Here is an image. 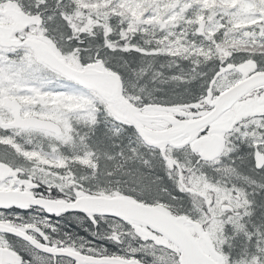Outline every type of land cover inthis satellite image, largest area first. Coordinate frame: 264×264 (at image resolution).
I'll return each instance as SVG.
<instances>
[{
	"label": "rangeland",
	"instance_id": "1",
	"mask_svg": "<svg viewBox=\"0 0 264 264\" xmlns=\"http://www.w3.org/2000/svg\"><path fill=\"white\" fill-rule=\"evenodd\" d=\"M258 1L259 6L252 0H124L131 7L139 4L142 13L139 20H153L156 24L152 23L150 26L143 27V31L135 33L141 36L143 43L134 42L133 33H131V39L122 45L115 40L121 35L118 27L111 25L109 30L112 35L110 37L91 39V36H87L85 48L84 42L76 43L77 48H73L74 32L70 26L73 25L74 20L70 14L74 5L70 0H0V24L11 27L17 20L28 16L31 19V26L20 35L22 38L41 39L45 45L53 41L58 50H63L69 56L71 61L69 63L80 69L89 62L93 63L98 60L97 64L100 66V64L104 65L103 62L110 61L111 65L116 67V71H122V77L130 91L144 95L149 99V103H163V105L169 103L165 99L167 94L159 95L163 92L160 90L162 89L160 88L161 83L154 86L161 80L163 74L165 80L162 86L166 88L169 84L194 80L195 73L206 72V67L210 70L215 68L214 65L219 58L215 56L211 44L205 41L207 39L204 30L220 38L228 36L238 48L235 51V57L224 63L223 70H221L223 72L211 83L207 102L214 104L220 93L234 87L248 74V68L244 72L241 71L242 66L249 63L245 61L253 59L260 66H264V41L260 38L262 32L259 31L258 26L264 27V0ZM36 6L40 8V12L35 11ZM109 24L103 21L99 23L91 21L90 26L91 28L97 26V36L102 26ZM236 27H239L237 28L240 30L239 34L230 35L228 28ZM162 42L186 53L189 56L186 59L190 61L189 65H183L179 59L180 53L177 56L173 51H168L170 54L168 59L158 60ZM132 51L138 54V60H143L145 57H156L157 59L147 60L140 68L120 61L125 54ZM150 52L157 53V56L148 55L147 53ZM206 62H208L207 65ZM41 67L39 60L31 50L0 47V131H3V123L13 121L12 112L2 105L3 99L6 96L17 99L24 106V116H38L56 121L63 126L64 136L59 142L52 132L12 130L10 133L12 139H18L25 146L53 144L52 147H55L57 143L61 145L57 151L60 156H63L69 147L72 149L83 147L88 138V134L83 131L93 128L97 123L103 99L97 93L69 82V80L54 81L44 77L41 74L43 71ZM132 77L133 86L130 82ZM138 95L134 94V99H137ZM136 107L144 116L142 121L147 126L154 129L173 127V124L168 121L153 117L157 116L155 111L159 108L146 109L152 112L145 114L138 103ZM210 111L207 110L198 117ZM164 115L177 118L172 114ZM238 119L240 124L234 125L233 123ZM221 129L223 131H219ZM206 130L202 129L192 136L179 139L174 145L163 146L160 151L150 153V157L144 159L145 164L151 166L152 169L156 168L155 162L158 161V167L162 164L164 168L156 169V171L161 173L160 177H162L164 170L168 176H166L167 179L173 180L172 185L175 186V190L181 192L183 197H172L171 191L165 192L166 195L162 197L142 195L137 185H129L130 182H128L129 179L137 177L135 172H131L133 175L129 177V173L120 175L111 167L101 168V173L106 176V179L103 185L95 184L96 190L100 191V196L108 197L106 195L114 187H126L128 184L130 190L125 189L143 197L145 203L161 207L173 217L178 218L197 238L205 252L210 256H216L219 263L264 264V168L258 170L255 162L257 150L264 154V90H258L253 95L239 101L227 113L210 124ZM215 133H219L222 138V150L216 159L205 160L198 151L191 150L192 141ZM8 140L0 141V160H3L0 161V190L25 191L41 197L35 194V191L25 189V187L35 188L38 184L46 183L49 188L57 186L59 191L72 194L68 185L73 184V177L66 179L60 166L33 165L18 148L8 144ZM94 150L93 147L88 152L93 153ZM108 159L111 160L109 157ZM138 159H130L131 162L126 160V164L134 163ZM80 174L81 172L78 176L89 183V180L82 178ZM156 175L159 174L154 171L153 177ZM81 179L78 180L79 183H83ZM185 199L189 203L190 212L195 215L194 220L182 215L187 208V204L184 203ZM224 206L228 208L224 210ZM10 212L0 210V215L5 217ZM10 214L21 216L13 212ZM28 217L30 220L27 225H24L27 228L20 229L27 231L29 235L46 246L71 249L67 246H53L43 242L45 236L51 235L43 231L47 227L42 226L41 230H37L36 214L28 212ZM45 224L42 223V225ZM112 227L113 235L111 236L122 239L128 235L129 239L125 242L128 245L137 241L138 245L131 253L145 252L152 264H181L180 251L161 237H155L150 232L140 236L135 228L134 231H130L125 226L112 225ZM50 228L52 231L56 230L55 226ZM3 248L12 249V245L10 238L0 233V258ZM25 248V253L31 255V258L23 256L24 259H22V254L17 252L21 257L19 264L21 262L22 264H69L70 262L66 260L69 259L66 257L46 253L39 255L31 245ZM80 248L85 250V252L81 251L84 254H88L89 251H98L88 254L95 257L138 259L147 264L137 257L128 258L105 254L94 246L82 245ZM71 262L75 261L71 260Z\"/></svg>",
	"mask_w": 264,
	"mask_h": 264
},
{
	"label": "trees",
	"instance_id": "2",
	"mask_svg": "<svg viewBox=\"0 0 264 264\" xmlns=\"http://www.w3.org/2000/svg\"><path fill=\"white\" fill-rule=\"evenodd\" d=\"M70 1L74 5V9H72L70 14L72 19L74 20L73 25L70 26L71 30L74 32L73 48H77L75 45L76 43H82V42L85 43L84 46L85 48L88 40L87 36H91V39H93L94 37H100L102 39L110 37L112 35V32L109 30L111 25H116L118 27V30L120 31L121 35L115 39L117 40L119 45H122L125 41H129L131 39V33H133L132 40H135L134 42L143 43L141 36L135 33H137L138 31H143V27L150 26L152 25V23H155L153 20H139L142 14L141 10L139 9V4H136L135 6L133 5V7H131V5L126 4L124 0H70ZM252 1L259 6L260 2L258 0H252ZM35 11L40 12V8L36 6ZM91 21L95 23H99L100 21H103L104 23L107 24L110 23V24L102 26L99 35L96 36L97 26L91 28L90 26ZM258 26L260 29L259 31L262 32V36H260V38H262V41H264V27L262 28V25H258ZM237 28L239 27L228 28L229 29V30L227 29L228 33L230 31V35L237 36L240 31L237 30ZM204 35L207 39L205 41L211 44V49L215 51V56L219 58L217 59V63L214 65L215 68H212L210 70L209 68L206 67L205 71L208 72L209 74L206 75L203 74L206 72L199 71L195 73L194 80L185 83L180 82L178 84H169L166 88L162 86L163 85L162 82L163 80H165V75L163 74V76H161V80L156 82L154 86H158V83H161L160 88L162 89L160 90L163 92L159 93V95L163 96L164 94H167V98H165L167 101H169L167 105H163V103H149V99L144 95H138L134 93L132 90L130 91L129 88L126 86V81L122 77L123 75L122 71L120 70L116 71V67H113L110 61H107V63L104 62L103 63L109 70H113L120 75L123 81V93L125 97L129 99L131 103L134 104L135 106L136 103H138L139 107L143 109V112L145 114H150L152 112V111H147L146 109L157 107L159 108L155 111L157 115L172 114L182 120H187L190 119L191 117L195 118L203 114L205 111L211 109V105L207 102L208 99L207 93L210 89L211 83L214 81V79L217 76H219L223 72V71L221 72V70H223L222 67L224 66V63L227 62L229 59H233L235 57L236 55L235 51L238 48L232 42V40H229L228 36H224L223 38H220L218 35L210 33L207 30H204ZM123 36L126 37L124 38ZM47 43H49V45L48 44L47 45L58 56L63 58L68 63L71 62L69 56L63 50L62 51L58 50L55 44L53 43V41L51 42L49 41ZM172 47H173L172 45H168L165 42H162L161 51L160 53H158V55L160 56L158 60L168 59L170 57L168 51H173L177 56L180 53L179 59L182 61L183 65H189L190 61L186 60L189 58V56L184 52L173 49ZM224 47L227 48L225 49ZM84 48L82 50H84ZM18 49L22 50L27 48H18ZM248 52L252 53L250 50H248ZM147 54L151 56H157V53L154 52H150ZM149 59L154 60L157 58L145 57L143 60H138V54L132 51L129 54H125V56L122 59H120V61L121 62L124 61L125 64H129L132 67L140 68L141 66L145 65V63ZM245 62H249L252 64V66L248 68L249 72L247 71L248 73L247 75H251L252 73L258 71H264V66H260L253 59L252 60L249 59L248 61ZM40 64L43 67V71H41V74L44 77L48 79H53L54 81L56 80L66 81V79L63 78L57 72L51 70L42 63ZM207 64L208 62H206V65ZM114 65L117 66L115 63ZM132 81H133V77L131 78L130 81L131 86H133ZM258 90H264V86H261L256 90L252 91L250 94L243 97L241 101L246 99L248 96L253 95V93H256V91ZM134 94L138 95L139 97H137V99H134ZM166 128L167 127H162L157 129H166ZM2 130L3 131H0V141L9 139L7 143L18 148L27 158L29 163L33 165L37 164L45 167L60 166V170L62 171L66 179L73 177V184L68 185L72 193L71 195L69 193L66 194L63 193L62 191H59L57 189V186H50L51 188H49L47 187L48 184L46 183L38 184L35 188L29 186L25 187V189L35 191V194L39 196L49 199L67 200V201H74L81 196H91V195L100 196L101 193L100 191L96 190L97 186L95 184L103 185V183L105 182L106 176L101 173V168L111 167L115 169V172L117 174L124 175L125 173L127 174L129 173V177L133 175V173L131 172H135L137 177L132 180L129 179L128 182H130L129 185H137L141 190L140 192L142 193V195H151V196L159 195L158 197H162L166 195L165 192L171 191L172 197L174 196L183 197L181 196L182 195L181 192L179 190H175V186L172 185L173 180L170 178L167 179L168 176L164 172V170H163L164 176L162 177H160L161 173L156 171V169L164 168V166H162L161 163H160L161 165L158 167L157 165L158 161L155 162L156 165L155 169H152L151 166L145 164L146 162L144 161V159L145 158L148 159L150 157L149 156L150 153H156L160 151L162 147H154L147 145L143 141L141 136L138 134V132L135 130L134 126L124 121L115 113H113L109 105L104 101L102 102V110L100 112V116L94 127L86 130H84L83 128L84 130L83 133L88 134V138L85 140L83 147L76 149L74 148L72 149L71 147H69L67 152H64L63 156H60L59 152L57 151V148L61 146L57 143L55 147H52L53 144H43L41 146H38L40 144L38 145L29 144L25 146V144H21L18 141V139H12L10 135L12 130H17V129L10 127L6 123H3ZM19 131L29 132V130H19ZM33 131H39V130H33ZM88 131L90 132V134ZM63 136L64 135L61 136L55 135V138L57 141L60 142ZM19 139L21 138L19 137ZM93 147L95 149L93 153L88 152L91 149H93ZM108 157L111 160H109ZM136 158L139 159L134 163L126 164V160L127 162H131L129 161L130 159L136 160ZM154 171L157 172L159 175L153 177ZM80 172H81L80 176L82 178L84 177L88 179L89 183L82 180L78 176ZM79 179H81L83 183H79L78 182ZM127 185L128 184H126V187H121V186L114 187L113 189H111V192L106 196L129 197L139 202L145 203L144 198L141 197L140 195H137L129 191L130 188H128ZM125 188L129 190H126ZM147 198L149 200H153L151 197H147ZM186 200L187 199H185L184 203L187 204L186 206L187 208H185V210L182 212V215H184L186 218H191L192 220H194L195 215L190 212V206L188 205L189 203H187ZM146 204L150 205L152 203H146ZM7 211L18 213V215L21 216H16V214H10L11 213L10 212L9 214H6L5 217H3V215H0V222L23 229L25 227L24 225H27L30 220V218L28 217V212H34L38 218L37 220L38 226H36L37 230H41L42 226H46L47 228L44 229L43 231H45L47 234H51L45 236V238H43V242L47 244H51L53 246L54 245L67 246L79 252L81 251L85 252V250H82L80 248V246L82 245L94 246L99 251H103L105 254L108 255H116V256H122L128 258L137 257L142 259L147 264H152V261L149 258H147L145 252L131 253V251L138 245L136 240L132 245H128L127 243H125L129 239L128 235H126L122 239L115 236H111L113 235L112 225L125 226L130 231H134L135 228L136 233L140 236L146 232H150L154 234L155 237L158 236L161 237L167 243L178 249L176 245H174L170 240H168L165 236H162L156 230H153L149 227L143 226L138 223L125 221L122 219L103 218L94 215L74 214V213H69L66 215H54L52 217H49L45 212H41L40 210H37L32 207H27V208L13 207ZM176 215L179 214L176 213ZM42 223H46V224L42 225ZM51 226H55L56 230L52 231L50 228ZM26 228L27 227H25L24 229ZM8 237L10 238L12 249L22 254V259H24L23 256L25 258L30 256L31 258V255L25 253L26 251L25 247L29 246L30 244L15 236L8 235ZM96 252L98 251H94V252L89 251L88 254H92ZM38 254L41 255V253L39 252ZM211 256L216 259V256L214 255ZM66 260H70V259H66ZM69 264H79V263L71 262L70 260Z\"/></svg>",
	"mask_w": 264,
	"mask_h": 264
},
{
	"label": "water",
	"instance_id": "3",
	"mask_svg": "<svg viewBox=\"0 0 264 264\" xmlns=\"http://www.w3.org/2000/svg\"><path fill=\"white\" fill-rule=\"evenodd\" d=\"M30 26L31 19L28 16L17 20L11 27L0 25V47L30 48L41 63L82 87L97 93L109 105L113 113L133 125L144 141L154 147L174 145L177 140L192 136L232 109L239 100L251 91L264 85V71L246 76L244 81L220 93L215 103L211 104L213 108L208 114L194 119L181 120L184 123L179 129L171 127L155 130L137 117L133 109L135 105L123 93V82L118 73L104 66L98 68L99 66L91 63L82 69L74 67L59 57L42 41L34 38L24 40L18 38L17 35ZM250 66H252L251 63L243 65L241 71L244 72ZM94 79L103 80L104 83H98ZM3 106L12 111L13 121L9 123L10 126L20 129L44 130L57 136L64 133L63 126L54 120L38 116H23V104L17 99L6 96L3 99ZM153 117L170 122L168 116ZM191 148L194 151H199L202 158L212 161L219 156L222 150L221 135L213 134L197 138L192 141ZM255 162L257 169L264 168V154L259 150L255 152ZM10 174L12 175V172ZM30 206L40 208L51 216L81 213L136 222L160 232L173 242L180 250L181 264H220L205 252L200 243L178 218H174L158 206L148 205L127 197L82 196L73 202H68L36 197L25 191L0 190V209ZM227 208L228 206H224L223 209L226 210ZM0 233L18 237L40 252L66 257L80 264H144L138 259L95 257L71 249L49 247L29 235L27 231L8 224L0 223ZM20 260L21 257L14 250L10 248L1 250L0 264H19Z\"/></svg>",
	"mask_w": 264,
	"mask_h": 264
},
{
	"label": "bare ground",
	"instance_id": "4",
	"mask_svg": "<svg viewBox=\"0 0 264 264\" xmlns=\"http://www.w3.org/2000/svg\"><path fill=\"white\" fill-rule=\"evenodd\" d=\"M223 46V45H222ZM228 46V45H227ZM230 46H232V45H230ZM220 47H221V45H220ZM225 48V47H224ZM227 48V47H226ZM225 48V49H226ZM228 50V49H227ZM226 51V50H225ZM231 51V50H230ZM234 51V50H233ZM219 56V55H218ZM226 63V62H225ZM246 78L244 77L243 79H242V81H244ZM96 82H98V83H104V81L103 80H98V79H94ZM264 86V85H263ZM133 109H134V111H135V113H136V115H137V117L139 118V119H142L144 116L141 114V112L139 111V109L137 108V107H135V106H133ZM169 119V118H168ZM170 122L173 124V129H179L182 125H183V123L184 122H182V121H180V120H178L177 118H175V117H172V118H170Z\"/></svg>",
	"mask_w": 264,
	"mask_h": 264
},
{
	"label": "flooded vegetation",
	"instance_id": "5",
	"mask_svg": "<svg viewBox=\"0 0 264 264\" xmlns=\"http://www.w3.org/2000/svg\"><path fill=\"white\" fill-rule=\"evenodd\" d=\"M168 118H169V121H170V118H172V117H171V116H169ZM180 121H181V120H180ZM233 124H234V125H239V124H240V122H239V121H236V122H235V123H233ZM206 131H207V130H206ZM206 131H205V132H206ZM219 131H223V130L221 129V130H219ZM205 132H204V133H205ZM215 134H219V133H215ZM261 170H262V169H261ZM263 170H264V169H263ZM35 250H36V249H35ZM36 251H37V252H39V253H41V254H43V252H40V251H38V250H36ZM45 255H46V254H45ZM70 260H71V259H70Z\"/></svg>",
	"mask_w": 264,
	"mask_h": 264
}]
</instances>
